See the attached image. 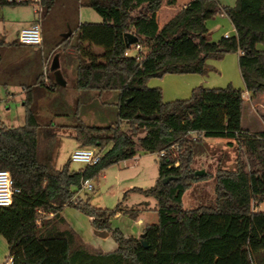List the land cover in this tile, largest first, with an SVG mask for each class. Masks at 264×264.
<instances>
[{
    "label": "trees",
    "instance_id": "obj_1",
    "mask_svg": "<svg viewBox=\"0 0 264 264\" xmlns=\"http://www.w3.org/2000/svg\"><path fill=\"white\" fill-rule=\"evenodd\" d=\"M64 1L39 3L45 13ZM76 2L91 7L101 22L77 24L75 43L70 33L57 45L63 51L72 50L76 57L77 90L96 91L99 97L117 92L116 121L106 126L83 122L77 101L74 120L59 125L73 128L78 147H93L100 156L96 163L77 169L70 167V158L55 168L40 148L44 142L50 153L48 143L56 124L53 120L39 123L35 92L27 87L23 123L8 126L0 122V169L9 172L13 187L19 190L9 205L0 206V236L6 241L7 256H12L14 264H264V211L256 210L264 201V129L242 126V112L248 103L243 90L230 84L222 88L198 85L188 98L165 102L161 88L147 85L149 79L165 74L206 75L212 69L208 59L238 53L249 99L264 94V50L257 48L264 45V0H235L234 5L188 0L161 27L157 11L176 0ZM30 3L0 0V7ZM217 15L229 19L234 33L211 41L206 21ZM125 33H132L137 41L126 46ZM3 39L0 37V65L3 48L8 45ZM17 43L25 45L18 39ZM35 83H48V89L58 85L44 73ZM196 134L236 142L233 168L218 167L214 174L195 175L194 148L200 141L194 139ZM172 144L178 146L177 157L157 156L158 164L177 161L178 165L166 170L159 167L161 174L152 186L130 189L156 200L157 220L144 225L143 237L125 235L111 223L116 215L136 220L142 208H123L121 203L99 208L88 200H74L81 184L98 178L105 168L138 151L157 155ZM212 176L215 204L183 208L182 195L192 183ZM65 206L77 208L88 216L94 229L110 234L116 248L104 252L84 243L62 217Z\"/></svg>",
    "mask_w": 264,
    "mask_h": 264
},
{
    "label": "rangeland",
    "instance_id": "obj_2",
    "mask_svg": "<svg viewBox=\"0 0 264 264\" xmlns=\"http://www.w3.org/2000/svg\"><path fill=\"white\" fill-rule=\"evenodd\" d=\"M166 2V0H163ZM188 1V0H179ZM220 4L234 5L235 0H218ZM167 4L164 3L165 7ZM36 12H35V11ZM33 11L39 16V24L43 37V43L36 47L34 54H30L22 46L15 45L16 30L32 17ZM160 12L164 8L159 9ZM82 22H101V17L91 7L80 6L76 0H65L56 3L49 11L42 12L39 2L30 5H16L0 7V37L8 43L3 48L2 62L0 65V117L8 126H19L23 123V105L25 91L21 86L26 85L35 92L34 109L40 124H47L50 120L56 125L52 127L53 136L50 137L46 152L44 142H41V154L49 155L55 168H61L70 158L71 152L77 148L74 139V130L71 127H61L63 122L74 120V106L80 99L76 96L78 90L75 88V69L73 65L74 54L69 55L57 44L62 37L70 33L71 42L77 39L76 27ZM211 41L219 40L224 31L232 35V24L224 15H217L206 21ZM33 47V46H28ZM258 49L264 50L263 44L257 45ZM100 51L99 48H97ZM58 58L59 70L65 80V85H56L48 89L47 84H36V77L44 73V77L54 80L51 65L54 58ZM76 58V57H75ZM211 65L209 81L210 87H226L232 85L235 88L243 87V81L238 67V56L236 53L225 54L221 59H208ZM215 65H220L222 71ZM27 74H23L25 71ZM231 82V83H230ZM236 84L233 85L232 84ZM14 93V99L6 101L5 93ZM81 101L78 105V116L87 124H100L106 126L116 119V107L114 104H103L102 99L112 100L117 97L116 91H110L99 97L96 91H83ZM92 93L95 95L92 98ZM87 95V96H86ZM91 95V96H89ZM190 96V95H189ZM91 97V99H89ZM101 98V99H99ZM264 99V98H263ZM262 100V99H261ZM247 106L250 101L246 100ZM245 106V107H247ZM253 109L257 120L264 124V100L260 104L253 102ZM245 109V108H244ZM248 109V108H246ZM252 110V107H250ZM248 110H244V125L257 129L256 120L248 121ZM7 119L3 117L6 115ZM254 113V112H253ZM248 119V120H247ZM264 126V125H263ZM194 139H200L194 148V162L192 167L196 170H204L214 174L218 167L231 169L234 166L237 143L226 137H203L193 135ZM230 141V142H229ZM97 150V149H96ZM137 161L133 157L121 160L105 168L98 178L88 180L92 189L81 188L77 191L74 200L86 201L94 207L113 208L121 203L123 208L140 207L143 209L138 219L133 220L127 215L115 216L112 219V227L120 229L125 235L140 236L142 228L147 223L157 220L156 200L151 196L130 189L134 187L148 188L155 183L158 177V157L155 153H143L138 151ZM83 163L71 162L70 167L77 169ZM126 195L124 196V194ZM200 204H215V178L214 176L195 181L191 187L182 195V207L194 208ZM256 210L264 211V201L256 207ZM61 215L68 227L86 244L98 248L104 252L116 248L114 238L108 234L105 237L97 235L90 223L88 216L75 207L65 206L61 209ZM3 244L6 243L0 236Z\"/></svg>",
    "mask_w": 264,
    "mask_h": 264
},
{
    "label": "crops",
    "instance_id": "obj_3",
    "mask_svg": "<svg viewBox=\"0 0 264 264\" xmlns=\"http://www.w3.org/2000/svg\"><path fill=\"white\" fill-rule=\"evenodd\" d=\"M186 2L187 1L183 2V1L176 0L175 4H173V5H167L165 7H163L164 5H162L161 8H164V11L163 12H160L159 10L157 11L158 26L161 27L164 23H166L178 10H180L184 6V4ZM34 11H33L32 17L29 18L26 22H23V24H20V26L17 28L16 35H15L16 39H17V33L21 28L28 26L31 22H33L34 20L39 18V16L36 15V13H35L36 11L35 12ZM232 30H233V32H232V34H233L234 33L233 26H232ZM226 34L231 35L230 33L228 34V31H224L223 35L225 36ZM2 36L4 37V35H2ZM4 42H5V40H4ZM5 43H7V42H5ZM15 45H18V43H15ZM28 46L29 45H25L22 47L25 48L26 51L32 55L36 51V47H40L38 45L37 46L30 45L33 47H28ZM67 53L69 55H73L72 50H67ZM236 54L238 56V53H236ZM73 65H74V69H75V66H76V58L75 57H74ZM215 66H217V68L220 70V72L222 71V68L220 65H215ZM27 72L28 71L26 70L23 74L28 75ZM210 72L211 71H209L206 75H200V74H165L160 79H158V78L149 79L147 81V85L149 87L161 88L162 89V99L165 102L172 101L175 99H186L189 97L192 88H194L195 86L202 85V86L207 87V88L210 87L211 84H209V81L211 80V78L213 76V75H210ZM45 79H44V81H45ZM232 84H233V82H232ZM233 85H236V84H233ZM21 88H22V90H24L26 92V90H27L26 85H22ZM240 89L243 90L244 99L250 101V105H251L250 107H252V110H251L249 105L248 106L246 105L247 107H245V109H244V110H248L246 117L248 116L249 120L248 119L247 120L248 121H251L252 119L254 121L256 120L257 129L249 128L248 126L244 125V118H245L244 117V114H245L244 110L242 112V118H241L242 126L247 127L251 130L264 129V126H263L264 124L262 125V123H260L257 120L256 115H255V109H253V106H252L253 102H255V103L258 102V104H260V101L264 100L263 99L264 94H260V95L256 96L254 99H249V95H248L247 91H245L244 84H243V87H241ZM80 92H83V91L78 90V92L76 94V96H78V98L80 99L79 102L81 101V97H80L81 94H84V93H80ZM89 96H91V95H89ZM93 96H95V95L92 93V98H93ZM24 97H25V94H24ZM116 98L114 97L112 100L102 99L101 102L103 104H114ZM12 99H14V93L7 91L5 93V100L9 101ZM89 99H91V97ZM99 99H101V98H99ZM23 100H24V98H23ZM23 100H22V102H23ZM246 108H248V109H246ZM5 114L6 115H3V117L6 118L7 113H5ZM23 120H24V115H23ZM114 121H116V119ZM0 122L6 124L5 121L1 120V117H0ZM111 123H113V122H111ZM98 125H103V124L100 123ZM136 161H137V159H136ZM134 162H135V160H134ZM159 174H161V172L158 170V175ZM7 255H8L7 244L6 243L3 244L2 241L0 240V261L5 259L7 257Z\"/></svg>",
    "mask_w": 264,
    "mask_h": 264
},
{
    "label": "built area",
    "instance_id": "obj_4",
    "mask_svg": "<svg viewBox=\"0 0 264 264\" xmlns=\"http://www.w3.org/2000/svg\"><path fill=\"white\" fill-rule=\"evenodd\" d=\"M17 2L30 1L31 3L39 2V0H15ZM227 36V34L225 35ZM17 39L20 43L25 45H40L42 42V33L41 27L38 22H32L28 26L21 28L17 33ZM135 48L138 49L139 46L135 45ZM128 54V51L124 53ZM201 135V134H198ZM178 146L172 144L168 151H159L157 153L158 157L176 158L177 157ZM100 154L93 147H77L70 154V159L73 162H79L83 164H94L98 161ZM133 159L136 161V155L133 156ZM172 165H178V162L174 163H164L159 167L163 170L170 168ZM82 188L92 189V185L88 181H84L81 184ZM19 190L13 187V181L8 171L0 169V206L9 205L12 201V196L14 193H17ZM0 264H14L12 256H7L5 259L0 261Z\"/></svg>",
    "mask_w": 264,
    "mask_h": 264
},
{
    "label": "water",
    "instance_id": "obj_5",
    "mask_svg": "<svg viewBox=\"0 0 264 264\" xmlns=\"http://www.w3.org/2000/svg\"><path fill=\"white\" fill-rule=\"evenodd\" d=\"M67 36V35H66ZM137 41V37L135 36V35H133L132 33H125L124 34V42H125V45L126 46H130L131 44H133V43H135ZM59 62H58V58L57 57H55L54 58V61H53V63H52V65H51V70L53 71V75H54V80H55V82L58 84V85H65V80L63 79V77H62V74H61V72H60V70H59ZM194 174L195 175H201V174H204V170H196L195 172H194ZM168 180V178H165L164 179V181H167ZM94 231H95V233L97 234V235H100V236H102V237H105V236H107L108 234H107V232H105V231H101V230H96V229H94ZM144 236V234L142 233L141 234V237H143ZM142 244L144 245V247H146L147 246V244L145 243V241H143L142 240Z\"/></svg>",
    "mask_w": 264,
    "mask_h": 264
}]
</instances>
